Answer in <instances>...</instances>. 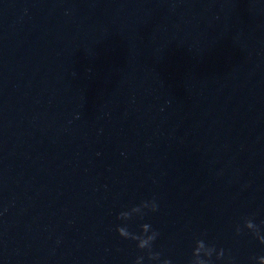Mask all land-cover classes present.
I'll list each match as a JSON object with an SVG mask.
<instances>
[{"label": "water", "instance_id": "water-1", "mask_svg": "<svg viewBox=\"0 0 264 264\" xmlns=\"http://www.w3.org/2000/svg\"><path fill=\"white\" fill-rule=\"evenodd\" d=\"M264 157V0H0V194Z\"/></svg>", "mask_w": 264, "mask_h": 264}, {"label": "clouds", "instance_id": "clouds-1", "mask_svg": "<svg viewBox=\"0 0 264 264\" xmlns=\"http://www.w3.org/2000/svg\"><path fill=\"white\" fill-rule=\"evenodd\" d=\"M249 227H252L251 224H249ZM123 234V233H122ZM147 243V241H143L141 242V244L139 245L141 248H143L145 246V244ZM202 247V246H201ZM200 252V249H197L196 250V253H199ZM206 254H210V253H206ZM219 255V254H218ZM137 264H139V261L137 262ZM260 264H264V259H261L260 260Z\"/></svg>", "mask_w": 264, "mask_h": 264}]
</instances>
